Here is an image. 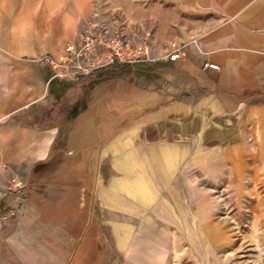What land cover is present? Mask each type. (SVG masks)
Masks as SVG:
<instances>
[{
    "label": "crops",
    "instance_id": "0c3cea01",
    "mask_svg": "<svg viewBox=\"0 0 264 264\" xmlns=\"http://www.w3.org/2000/svg\"><path fill=\"white\" fill-rule=\"evenodd\" d=\"M61 2L0 0V264H162L175 236L221 251L243 201L216 190L264 173V0ZM79 20L151 60L52 78Z\"/></svg>",
    "mask_w": 264,
    "mask_h": 264
},
{
    "label": "rangeland",
    "instance_id": "374dc122",
    "mask_svg": "<svg viewBox=\"0 0 264 264\" xmlns=\"http://www.w3.org/2000/svg\"><path fill=\"white\" fill-rule=\"evenodd\" d=\"M46 5H53L55 0H40ZM36 3V0H30ZM61 4L73 5V0H62ZM78 21L77 33L89 26H80ZM105 27L99 25L94 28ZM107 28V27H106ZM68 28H62V31ZM93 29V28H92ZM108 29V28H107ZM57 29H54L56 33ZM122 34V33H121ZM77 35V34H76ZM76 37V36H75ZM50 47L47 43L31 44L33 49ZM245 178V184L250 178ZM251 185H243L242 188H230L222 186L217 189L225 197L239 196L243 202L226 203L222 205L221 219L226 235L222 236V249L216 252H201V250L177 251L180 247L175 236V250L168 251L159 256V263L162 264H264V173L254 172ZM198 242V241H197ZM163 259V260H162Z\"/></svg>",
    "mask_w": 264,
    "mask_h": 264
},
{
    "label": "built area",
    "instance_id": "2783aa9c",
    "mask_svg": "<svg viewBox=\"0 0 264 264\" xmlns=\"http://www.w3.org/2000/svg\"><path fill=\"white\" fill-rule=\"evenodd\" d=\"M150 53L146 41H134L119 32L98 27L79 31L75 39L65 45L59 57H46L43 61L50 68L52 78L77 82L80 77L113 65L135 66L147 63L151 60ZM179 57L180 53L175 49L168 59L175 61ZM209 68L219 70L220 67L211 63L203 65V71Z\"/></svg>",
    "mask_w": 264,
    "mask_h": 264
},
{
    "label": "trees",
    "instance_id": "16d2710c",
    "mask_svg": "<svg viewBox=\"0 0 264 264\" xmlns=\"http://www.w3.org/2000/svg\"><path fill=\"white\" fill-rule=\"evenodd\" d=\"M110 69L111 70H118V69H120V67L118 65H113L112 67H110ZM103 71L104 70L95 71L94 73L90 74L89 76L80 77L78 82L85 80V79H89V78L98 79V78H100V75Z\"/></svg>",
    "mask_w": 264,
    "mask_h": 264
}]
</instances>
